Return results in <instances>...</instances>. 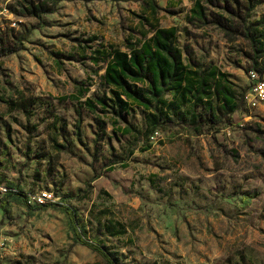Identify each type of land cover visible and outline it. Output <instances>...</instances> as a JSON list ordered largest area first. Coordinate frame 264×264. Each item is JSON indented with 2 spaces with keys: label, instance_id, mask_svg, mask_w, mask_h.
<instances>
[{
  "label": "rangeland",
  "instance_id": "374dc122",
  "mask_svg": "<svg viewBox=\"0 0 264 264\" xmlns=\"http://www.w3.org/2000/svg\"><path fill=\"white\" fill-rule=\"evenodd\" d=\"M154 1L156 12L135 0H74L40 21L20 19V27L39 28L23 51L0 59L1 187L19 186L26 197L52 191L75 211L85 237L118 264H264V102H249V63L241 55L248 44L188 23L196 0ZM234 6L244 14L242 0ZM261 16L264 6L249 20ZM14 20L1 18L0 27ZM153 26L175 27L185 56L212 62L245 88L244 110L216 131L164 128L152 142L147 112L135 106L117 125L110 114L82 108L77 129L80 103L66 100L76 95L74 83H83L85 97L110 95L101 78L106 64L82 58L96 49L126 51ZM12 104H26L31 117ZM125 124L139 139L120 133ZM1 219L0 264H106L73 241L58 210L31 212L13 198Z\"/></svg>",
  "mask_w": 264,
  "mask_h": 264
},
{
  "label": "trees",
  "instance_id": "16d2710c",
  "mask_svg": "<svg viewBox=\"0 0 264 264\" xmlns=\"http://www.w3.org/2000/svg\"><path fill=\"white\" fill-rule=\"evenodd\" d=\"M74 0H7L5 9L14 18V26L10 24L0 27V59L14 55L25 49L31 30L38 29L20 27V19H35L40 21L44 16L56 12L61 2ZM152 12L157 11L154 0H135ZM245 5L244 14L234 4L239 0H196L191 8L187 21L198 28L213 27L224 33L230 39L241 38L248 44V50L241 51L247 59V71L255 72L264 79V16L249 20V15L259 6H264V0H242ZM17 27H19L17 29ZM177 45V29L175 27H152L150 37H145L136 44H130L126 51L112 49L109 52L94 50L90 56L83 57L93 65L105 63L102 81L108 93L85 97L88 92L75 82L76 95L66 97V100L76 101L80 106L75 109L77 122L81 120V109L88 112L110 114L112 124L124 121V113L135 106L147 112L149 133L146 141L155 132L181 127L196 136L209 131H216L222 124L232 125L231 117L244 110L246 89L231 80V76L216 67L212 62L191 59ZM55 63L60 55L53 54ZM82 98L84 100L82 101ZM12 110H22L28 120L26 104H12ZM246 112V111H245ZM103 126V123L100 122ZM76 125V128H79ZM101 126V130L103 127ZM26 150L30 149V141L36 126L26 127ZM122 135H139L131 125L125 124L120 130ZM55 150L70 153L68 146L54 144ZM115 161V160H112ZM118 163V162H117ZM113 164H116L113 163ZM2 182L0 180V187ZM7 192L0 198V211L3 217L8 213L9 202L13 198L22 200L29 211H43L46 208L58 210L67 219L73 241L100 256L106 264H118L111 253L106 251L95 239L89 241L78 223L75 211L66 205L65 201L29 205L26 196L19 186L11 183L6 185ZM248 201V196L242 198ZM35 208H32V207ZM2 219L0 220V224Z\"/></svg>",
  "mask_w": 264,
  "mask_h": 264
},
{
  "label": "built area",
  "instance_id": "2783aa9c",
  "mask_svg": "<svg viewBox=\"0 0 264 264\" xmlns=\"http://www.w3.org/2000/svg\"><path fill=\"white\" fill-rule=\"evenodd\" d=\"M249 79L252 82V88L250 90V101L252 106H255L259 102H264V79H260L259 75L255 72H248ZM161 133L155 131L150 137V142L156 141L160 137ZM7 192L6 187H0V193L5 194ZM27 203L29 205H43L46 203H58L59 198L50 190L38 191L35 194L27 195Z\"/></svg>",
  "mask_w": 264,
  "mask_h": 264
},
{
  "label": "crops",
  "instance_id": "0c3cea01",
  "mask_svg": "<svg viewBox=\"0 0 264 264\" xmlns=\"http://www.w3.org/2000/svg\"><path fill=\"white\" fill-rule=\"evenodd\" d=\"M7 3V0L4 1V3H0V19L1 18H9L10 14L8 13V11L5 9V5ZM4 59V58H3ZM177 221V220H176ZM174 219H169V224L171 226H175V224H179V222H176Z\"/></svg>",
  "mask_w": 264,
  "mask_h": 264
}]
</instances>
